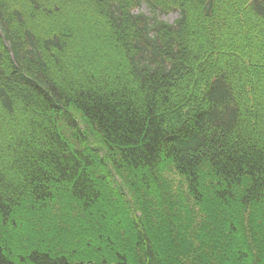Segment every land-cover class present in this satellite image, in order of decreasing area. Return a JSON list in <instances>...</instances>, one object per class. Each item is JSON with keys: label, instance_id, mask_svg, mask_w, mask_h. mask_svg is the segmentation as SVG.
Returning <instances> with one entry per match:
<instances>
[{"label": "trees", "instance_id": "obj_1", "mask_svg": "<svg viewBox=\"0 0 264 264\" xmlns=\"http://www.w3.org/2000/svg\"><path fill=\"white\" fill-rule=\"evenodd\" d=\"M0 264H264V0H0Z\"/></svg>", "mask_w": 264, "mask_h": 264}, {"label": "rangeland", "instance_id": "obj_2", "mask_svg": "<svg viewBox=\"0 0 264 264\" xmlns=\"http://www.w3.org/2000/svg\"><path fill=\"white\" fill-rule=\"evenodd\" d=\"M141 11L142 12H145L146 14H148L149 12H148V10L146 9V7H143L142 9H141ZM179 18V15L178 14H171V15H168V16H166V17H163L162 18V20H164V21H166V22H168V23H170V24H174L175 22H176V20ZM172 175H174L175 177H173ZM169 177L170 178V180L171 179H175V182H178L179 180H180V178L178 177V176H176L174 173L172 174H170V173H165V174H163V177H164V179L165 180H167L166 179V177ZM167 181H169V180H167ZM71 205V204H70ZM24 208H26V207H24ZM71 210H74V209H72L71 208ZM24 212H25V216H26V218L28 217V215H29V212L30 211H26V209L24 210ZM22 215V214H21ZM20 215V216H21ZM53 219H49V218H44V222H48V223H50L51 225H48V226H50V228H49V233H52V231H53V228H54V224H53ZM26 225H27V223H26ZM41 225L44 227V226H47V225H45V224H42L41 223ZM40 228L38 227V230H39ZM37 230V231H38ZM32 231V230H31ZM188 231V230H187ZM34 234H35V232L34 231H32ZM244 234V233H243ZM245 236V235H244ZM42 240H44V239H42ZM70 240V239H69ZM36 243L37 242H35L34 244V246H31L30 248H29V250H28V252H27V254L28 253H30L31 251H33V250H35L36 249V247L38 246V245H36ZM9 245H10V248H12V250L14 251V254H16V255H19V256H22V255H25V253H23V248H22V244L20 243V242H15V239L13 238V242L11 243V242H9ZM29 247V246H28Z\"/></svg>", "mask_w": 264, "mask_h": 264}, {"label": "bare ground", "instance_id": "obj_3", "mask_svg": "<svg viewBox=\"0 0 264 264\" xmlns=\"http://www.w3.org/2000/svg\"><path fill=\"white\" fill-rule=\"evenodd\" d=\"M48 202H53L54 200L53 199H51V200H47ZM53 204H51L50 205V208L52 209L53 208V206H52Z\"/></svg>", "mask_w": 264, "mask_h": 264}]
</instances>
